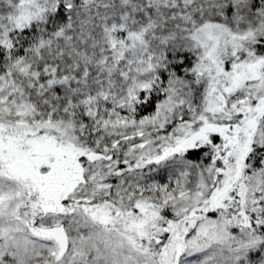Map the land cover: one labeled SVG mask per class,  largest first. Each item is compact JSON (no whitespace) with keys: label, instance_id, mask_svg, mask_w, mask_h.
I'll return each instance as SVG.
<instances>
[{"label":"snow or ice","instance_id":"6c2138e0","mask_svg":"<svg viewBox=\"0 0 264 264\" xmlns=\"http://www.w3.org/2000/svg\"><path fill=\"white\" fill-rule=\"evenodd\" d=\"M0 264H264V0H0Z\"/></svg>","mask_w":264,"mask_h":264},{"label":"trees","instance_id":"16d2710c","mask_svg":"<svg viewBox=\"0 0 264 264\" xmlns=\"http://www.w3.org/2000/svg\"><path fill=\"white\" fill-rule=\"evenodd\" d=\"M148 111H151V109H148ZM142 114H146V113H142ZM156 180L160 181V182H166V174H158L156 175Z\"/></svg>","mask_w":264,"mask_h":264}]
</instances>
